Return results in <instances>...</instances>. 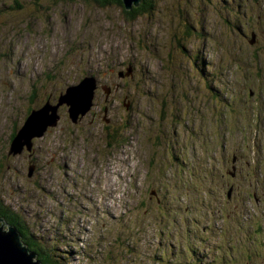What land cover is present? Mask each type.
<instances>
[{"label":"rangeland","instance_id":"obj_1","mask_svg":"<svg viewBox=\"0 0 264 264\" xmlns=\"http://www.w3.org/2000/svg\"><path fill=\"white\" fill-rule=\"evenodd\" d=\"M151 2L0 0V201L65 264H264L214 175L264 191V0Z\"/></svg>","mask_w":264,"mask_h":264},{"label":"flooded vegetation","instance_id":"obj_2","mask_svg":"<svg viewBox=\"0 0 264 264\" xmlns=\"http://www.w3.org/2000/svg\"><path fill=\"white\" fill-rule=\"evenodd\" d=\"M251 94V93H250ZM223 157L227 156H221L220 161L223 163L221 164V170H217L215 172V177H218L220 180V189L222 192H224L227 202H231L232 206L236 208L237 213L242 212L245 215V218L248 219L249 224L251 225L252 230H247V238L249 241V238L252 234H254V238L256 241L260 244L259 247H264V243L262 242V238H264V208L261 210V204L263 207L264 199L261 197L264 196L263 186L261 183V186L259 185L260 182L263 180H258L259 173L256 172V170L259 168V166H255L251 169V171L246 173H243V164L250 165L249 162L243 161L242 156L232 154V160H230V169L228 168L227 161L223 160ZM227 159V158H226ZM235 165V166H234ZM232 166V167H231ZM221 172V173H220ZM226 172V173H225ZM254 174H257V179H252L249 177H252ZM248 188H247V186ZM155 199L158 202V198L156 196V192L154 193ZM247 201L250 203V205H247ZM246 205V206H245ZM247 207V208H243ZM250 207V208H249ZM239 208V211H238ZM256 211L259 210L263 215L256 214L249 218V211ZM227 216V215H226ZM228 218V217H227ZM227 218H224L223 220H226ZM250 228V229H251ZM252 231V233H251ZM261 236V237H260ZM250 252V250H249Z\"/></svg>","mask_w":264,"mask_h":264},{"label":"water","instance_id":"obj_3","mask_svg":"<svg viewBox=\"0 0 264 264\" xmlns=\"http://www.w3.org/2000/svg\"><path fill=\"white\" fill-rule=\"evenodd\" d=\"M142 0H121L125 9H130L132 5L138 6V4ZM84 80L76 86L69 87L63 96V99L66 100L69 104L75 105V101L73 98H76V102L81 104V110L86 108L90 103L89 100L93 97L92 89L95 87V77L91 75H86ZM75 100V99H74ZM75 108L70 109V113L72 118L77 115ZM36 111L30 112L29 117H27L24 126L16 133L15 137H20L18 142H21L25 137H23L22 133H26L31 129H35L37 127L34 122L37 120ZM47 116V114L45 115ZM51 117H56L55 112L51 114ZM48 121H44L41 123V128L44 129ZM50 124V121H49ZM19 133V136H17ZM23 137V138H22ZM28 146L30 142L26 143ZM21 146V143L18 144V147ZM21 148V147H20ZM0 264H40L38 261H33L35 254L30 252L25 244L20 239V235L16 231V229L11 225H6L2 218H0ZM3 226H6V230L3 229Z\"/></svg>","mask_w":264,"mask_h":264},{"label":"trees","instance_id":"obj_4","mask_svg":"<svg viewBox=\"0 0 264 264\" xmlns=\"http://www.w3.org/2000/svg\"><path fill=\"white\" fill-rule=\"evenodd\" d=\"M64 1L73 2L74 0H64ZM93 1L99 4L102 3L100 5L104 4L106 6L119 4L121 8H123L121 0H93ZM151 1L152 0H142L138 4V6L132 7L129 13H131L132 15H135V18H136L138 15L144 12L146 8L148 7L149 9L152 8L153 2ZM16 133H17V130H14L11 137H13V135H16ZM0 218L3 219L6 225H11L16 229V231L20 235V239L23 242V244L26 245V247L28 248L30 252L35 254L33 261H38L40 264H65L66 263L65 257L63 255H60L59 253L54 252L53 245L47 246L46 244L39 242V240L36 238V235L30 232L28 226L26 225L25 222H23L19 214L11 210L9 206L4 205L1 201H0ZM246 251L249 252V249H246Z\"/></svg>","mask_w":264,"mask_h":264},{"label":"bare ground","instance_id":"obj_5","mask_svg":"<svg viewBox=\"0 0 264 264\" xmlns=\"http://www.w3.org/2000/svg\"><path fill=\"white\" fill-rule=\"evenodd\" d=\"M84 79L80 80L78 84H73L74 86L79 85ZM95 85L97 84V80H95ZM49 104V103H48Z\"/></svg>","mask_w":264,"mask_h":264}]
</instances>
